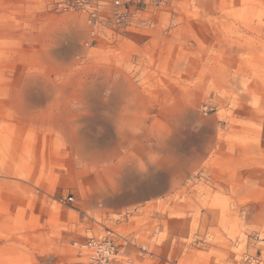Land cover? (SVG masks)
<instances>
[{
    "label": "rangeland",
    "instance_id": "374dc122",
    "mask_svg": "<svg viewBox=\"0 0 264 264\" xmlns=\"http://www.w3.org/2000/svg\"><path fill=\"white\" fill-rule=\"evenodd\" d=\"M114 1L0 0V264H264V0Z\"/></svg>",
    "mask_w": 264,
    "mask_h": 264
},
{
    "label": "built area",
    "instance_id": "2783aa9c",
    "mask_svg": "<svg viewBox=\"0 0 264 264\" xmlns=\"http://www.w3.org/2000/svg\"><path fill=\"white\" fill-rule=\"evenodd\" d=\"M114 4L115 6H120L118 0H115ZM119 15L120 13H118L116 17H119ZM91 16L94 17L95 14L92 13ZM68 200L71 201V198ZM82 247L92 250L93 255L90 259V264H117V251L115 250V246L111 240H90L86 244H83Z\"/></svg>",
    "mask_w": 264,
    "mask_h": 264
}]
</instances>
